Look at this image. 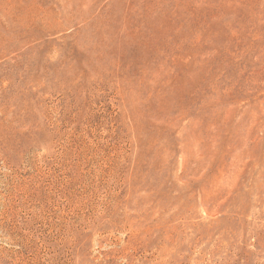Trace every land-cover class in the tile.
Listing matches in <instances>:
<instances>
[{
	"label": "rangeland",
	"instance_id": "rangeland-1",
	"mask_svg": "<svg viewBox=\"0 0 264 264\" xmlns=\"http://www.w3.org/2000/svg\"><path fill=\"white\" fill-rule=\"evenodd\" d=\"M0 264H264V0H0Z\"/></svg>",
	"mask_w": 264,
	"mask_h": 264
},
{
	"label": "bare ground",
	"instance_id": "bare-ground-1",
	"mask_svg": "<svg viewBox=\"0 0 264 264\" xmlns=\"http://www.w3.org/2000/svg\"><path fill=\"white\" fill-rule=\"evenodd\" d=\"M70 5V4H69ZM68 6V5H67ZM72 7V6H71ZM39 13V12H38ZM43 15V14H42ZM89 21V20H88ZM159 55V54H158Z\"/></svg>",
	"mask_w": 264,
	"mask_h": 264
}]
</instances>
